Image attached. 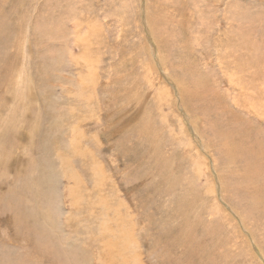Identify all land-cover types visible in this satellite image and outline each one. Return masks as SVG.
<instances>
[{
    "label": "rangeland",
    "instance_id": "1",
    "mask_svg": "<svg viewBox=\"0 0 264 264\" xmlns=\"http://www.w3.org/2000/svg\"><path fill=\"white\" fill-rule=\"evenodd\" d=\"M97 236L264 264V0H0V264H97Z\"/></svg>",
    "mask_w": 264,
    "mask_h": 264
},
{
    "label": "bare ground",
    "instance_id": "2",
    "mask_svg": "<svg viewBox=\"0 0 264 264\" xmlns=\"http://www.w3.org/2000/svg\"><path fill=\"white\" fill-rule=\"evenodd\" d=\"M192 2V1H191ZM194 2V1H193ZM194 4V3H193ZM192 6V5H191ZM196 7V6H195ZM73 27V26H72ZM70 31V30H69ZM24 40H22V42H21V44H19L20 45V49L18 50V52H20V56H23V55H26V56H23V57H27V56H29V55H31L32 53L30 52V50H29V46H27V48H26V44H24V42H23ZM30 43V42H29ZM73 43V42H72ZM85 43V42H84ZM87 43H85V45H86ZM25 45V46H24ZM31 45H32V43H31ZM36 44H33V46H35ZM73 46H77V43H75V44H73ZM25 47V48H24ZM70 47V46H69ZM84 47V46H83ZM83 47H81L80 49H82ZM33 48V47H32ZM31 48V50H32V52H33V49ZM72 48V47H71ZM79 49V50H80ZM72 50V49H71ZM25 53H28V54H25ZM17 56V55H16ZM20 58V57H19ZM159 59H160V57H158ZM161 60H162V58H161ZM18 61V60H17ZM94 61V60H93ZM21 62V61H20ZM47 62V61H46ZM12 63V62H11ZM18 63V62H17ZM88 63H91V61H89ZM87 63V64H88ZM26 65V64H25ZM90 65H92V63L90 64ZM89 65V66H90ZM96 65V64H95ZM20 68V70H19V72H18V74H16L15 75V84L19 81V84L15 87L17 90H16V98L17 97H20V98H22V100H23V102L26 100V102H25V107H23V110H24V112H23V114H26L27 115V109H26V107H28V105L30 104L29 102H33V100L31 101V98H33L32 97V95H30L31 94V92L33 91L32 90V86H31V83H32V81H31V79L32 78H28V75H26L25 74V72H23V67H24V65L22 64V63H19V66H17V64L15 65V68ZM82 67V66H81ZM92 67H93V65H92ZM87 68H89V67H87ZM25 69V68H24ZM27 69V68H26ZM85 69V68H84ZM150 70H151V68H150ZM91 71H92V69L91 70H88L87 71V75L85 74L84 75V80L85 81H87V79L88 78H90V75H91ZM26 75V76H25ZM79 75H81V73H79ZM77 76V78H76V83H78V81L80 80V76ZM82 76V75H81ZM90 80H91V78H90ZM93 81V80H92ZM46 82H47V80H46ZM96 84V83H95ZM35 85L37 86L38 84H36L35 83ZM77 85V84H76ZM87 86V85H86ZM152 88V87H151ZM76 89V88H75ZM36 90H37V88H36ZM35 90V92H37ZM94 90V89H93ZM83 91H85L84 89H81V88H79V92L82 94V92ZM39 92V91H38ZM35 93L36 95H37V99L38 100H41V97H40V93ZM74 92V91H73ZM47 93H48V95H49V98H50V92H48L47 91ZM67 93V92H66ZM66 93H64V94H66ZM77 93V92H76ZM70 94V93H69ZM48 95H46L47 96V99H48ZM68 95V94H67ZM71 95V94H70ZM79 95V94H78ZM58 96V95H57ZM66 96V95H65ZM65 96H63L64 98V100L66 99V97ZM69 96V95H68ZM75 96V94L73 95L72 94V97H74ZM25 97H26V99H25ZM77 98H79V97H81V96H76ZM16 98L14 99V100H12L13 102H11L10 101V103H11V106L13 107V109H12V112H14L15 111V109L17 108L18 109V107H16V108H14V106H16ZM54 99H56V97H54ZM53 99V100H54ZM62 99V98H61ZM68 99H69V97H68ZM75 99V98H74ZM36 100V99H35ZM50 100V99H49ZM59 100V99H58ZM64 100H59V101H61V102H63ZM42 101V100H41ZM47 101V100H46ZM21 102V101H20ZM36 102V101H35ZM52 102V101H51ZM51 102H45L46 103V105H47V107L48 108H52L53 109V107H54V105H52V103ZM55 102V101H54ZM67 102H68V100H67ZM36 103H38V102H36ZM35 103V104H36ZM73 103V102H72ZM71 103V104H72ZM76 103V102H75ZM41 104V103H40ZM54 104V103H53ZM65 104H67L66 102H65ZM42 105H43V103H42ZM68 105V104H67ZM69 106V105H68ZM75 106V105H74ZM47 107H44V108H47ZM72 107V106H71ZM78 107V106H77ZM39 108H41V107H39ZM43 108V109H44ZM48 110V109H47ZM9 111L11 112V108L9 109ZM50 112V111H49ZM46 113H48V112H45L44 114L46 115ZM36 114H38V110H36L35 109V111H34V113H33V117L32 118H29V120L31 121V122H36V116L38 117V118H40L38 115H36ZM50 115V114H49ZM53 118V117H52ZM147 119V118H146ZM28 121V120H27ZM35 124V123H34ZM42 126V125H41ZM58 128V127H57ZM70 130H72V128H69ZM30 130V129H29ZM80 135V134H79ZM81 137V136H80ZM49 142V141H48ZM50 143H48L47 145H49ZM48 147H50V146H48ZM72 151V150H71ZM77 151V150H76ZM75 151V152H76ZM90 151V150H89ZM89 151H88V153H89ZM70 152V151H69ZM72 153V152H71ZM87 152H85V155H87L88 154ZM93 153V152H92ZM76 154V153H75ZM90 154H91V152H90ZM54 155V154H53ZM78 157H80V155H79V152H78ZM76 155V156H77ZM93 155V154H92ZM88 156H91V155H89L88 154ZM92 157V156H91ZM83 159V158H82ZM92 159V158H91ZM92 160H94V159H92ZM94 162H95V160H94ZM79 163H81L80 161H79ZM82 165V164H81ZM100 166V165H99ZM94 167H92L91 168V172H93V174H94V176H96L97 177V175H101V174H99V170L96 168V169H93ZM92 169H93V171H92ZM101 169V168H100ZM71 171H72V169H71ZM74 171H75V168H74ZM73 172V171H72ZM71 172V173H72ZM90 175V174H89ZM92 175V174H91ZM70 177H72V179H71V181L73 182V183H75V184H82V183H80V181L79 180H77V176L75 175V174H71L70 175ZM100 178V177H99ZM98 178V179H99ZM96 179V178H95ZM71 187V186H70ZM71 189V188H70ZM84 217V216H83ZM82 217V218H83ZM94 217V216H93ZM107 217V216H106ZM95 218H97V217H95ZM94 218V219H95ZM70 219V218H69ZM88 221V220H87ZM67 222H68V220H67ZM71 221H69V223H70ZM81 223L82 224H80L79 226H85L86 227V229H87V222H86V220H82L81 221ZM71 226H73V225H75V224H70ZM77 228V227H76ZM104 228V227H103ZM73 229H74V227H73ZM93 229V228H92ZM105 229V228H104ZM88 230V229H87ZM94 238V237H93ZM106 238V237H105ZM97 239H98V241H99V246H98V253H97V256L99 257L97 260H98V263H104V264H129V257L128 256H120V257H118L119 256V254L116 252L118 249L121 251V248L123 247V245L124 244H119V246L118 245H115L116 246V248H118V249H115L114 251H113V249H112V247H113V245H112V243H110V246H108V245H106L103 241H102V239H103V237H102V239H100L98 236H97ZM98 245V244H97ZM96 245V246H97ZM108 247V249H109V251H108V249H107V251L106 250H104L105 248H107ZM123 249V248H122ZM116 252V253H115ZM128 258V259H127ZM131 258H133V256L131 257ZM119 259V260H118ZM97 260H96V262H97ZM112 261V262H111ZM134 261V260H133ZM136 263H138L139 261L137 260V261H135ZM97 263V264H98ZM132 263V262H131ZM134 264V263H133ZM139 264V263H138Z\"/></svg>",
    "mask_w": 264,
    "mask_h": 264
}]
</instances>
